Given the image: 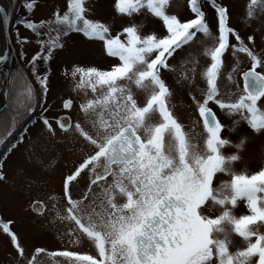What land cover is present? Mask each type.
<instances>
[{
    "label": "snow or ice",
    "instance_id": "obj_1",
    "mask_svg": "<svg viewBox=\"0 0 264 264\" xmlns=\"http://www.w3.org/2000/svg\"><path fill=\"white\" fill-rule=\"evenodd\" d=\"M207 2L214 9L215 31L201 0H188L194 15L186 20L168 12L170 0H115L116 12L127 18L146 9L162 22L163 35L143 33L144 25L136 23L122 25L113 34L108 23L89 17V0H68L67 11H57L47 21L16 20L36 34L40 45L29 61L39 91L30 84L18 93L26 99H17L11 112L0 116V144L47 102L50 77L37 64H50L71 34L102 42L105 54L116 61L109 70L76 66L72 71L81 84L87 79L94 93L100 86V95L79 105L82 119L60 115L50 120L44 115L47 108L39 115L52 137L59 131L70 143L82 141L83 158L62 178L61 192L48 196L50 206L34 200L31 208L40 216L53 213L54 220L67 223L70 244L87 243L94 251L36 248L29 258L13 221L0 219V230L26 264H36L39 254L48 255L54 264H264V166L252 174L246 167L237 171L248 137L233 142L224 135L226 130L237 132L246 121L264 136V49L256 50L252 35L245 39L231 26L226 5ZM23 6L33 10L37 0ZM258 6L264 12V0H250L247 18H256ZM0 15L6 23L11 19L2 6ZM44 27L47 32H41ZM16 39L21 45L27 42L18 27ZM207 40L212 43L202 54L209 63L200 69L192 49ZM180 53L185 55L176 83L188 86L195 116L192 131H186L175 114L174 92L165 75L176 73L173 61ZM241 54L249 61L246 70L240 66ZM6 59L0 55V62ZM226 68L230 70L225 73ZM22 75L17 72L13 81ZM198 75L203 88L197 84ZM225 76L235 91L221 92ZM62 108L71 110L72 99H65ZM218 112L239 119L228 126ZM27 132L25 127L0 157V181L7 178V155L24 143ZM240 202H245L247 214H235ZM236 238L245 246L237 247Z\"/></svg>",
    "mask_w": 264,
    "mask_h": 264
},
{
    "label": "rangeland",
    "instance_id": "obj_2",
    "mask_svg": "<svg viewBox=\"0 0 264 264\" xmlns=\"http://www.w3.org/2000/svg\"><path fill=\"white\" fill-rule=\"evenodd\" d=\"M9 2L10 27L12 24L10 32L13 31L15 38L13 44L16 56L11 58L13 66L10 73L7 70L0 73V104L2 108L6 105L4 93L10 84L8 77L14 72L21 71L26 77V85L22 91L26 90L30 84L35 86L37 92L39 91V86L29 71L31 68L29 61L33 55L40 51V45L37 42L36 34L23 25H16V20L28 18L34 22H40L54 19L55 12L59 11L62 14L67 11L68 0H37V6L33 10H28L23 6L25 2H30V0H9ZM114 2L115 0H89V17L108 23L113 34H116L122 25L129 23L144 25L141 29L143 33L153 31L161 35L165 33L166 29L163 28L162 22L158 18H153L146 9H142L139 14H134L131 18H127L116 12ZM218 2L229 8L231 26L245 39L252 35L256 50L264 49V12L260 11V7L258 6L256 9V18L249 19L246 13L250 0H218ZM201 4L211 22L213 31H215L214 9L210 7L207 0H201ZM168 12L176 14L181 20L192 18L194 15L190 11L188 0H170ZM17 27L21 38L27 37V42L23 45L17 42ZM47 30V27H44L41 32H47ZM52 35L55 36V33L53 32ZM211 43V40H207L204 41V44L196 45L192 49L199 57L200 69L209 63V58L204 56L202 52L203 47L211 45ZM21 49H23V56ZM187 51L188 49L185 50V52ZM184 55L185 53H180L173 61L177 68L176 73H166L165 75L174 92L171 104L175 113L182 116L185 114V110L189 108V123L192 126V118L195 119L194 108L185 107L186 102L189 105L191 103L187 95L188 86L185 83L181 87L176 83L180 73V61ZM240 60L242 62L241 68L246 70L249 66L248 59L241 54ZM115 62L114 58H109L105 54L102 42L89 41L82 34H71L66 47L56 53L50 64L44 62L37 64L38 70L42 73L47 70V75L50 77L47 102L43 104V108H47L48 111L44 115L50 120H54L60 115H71L73 119L78 117L82 119L79 105L87 99L100 95V86L97 85V91L94 93L87 79L81 84L79 74L73 77L72 71L76 66L109 70ZM227 62L229 65L234 62L230 55L227 57ZM228 70L230 69L226 68L225 73ZM197 84L201 88L204 87V82L199 78V75ZM223 84L224 86L220 87L221 92L235 91L234 87L227 83L226 76L220 80V85ZM69 98L73 101V108L64 110L62 108L63 102ZM33 101L34 103L37 102L36 99ZM43 108H37V116L40 115ZM218 116L228 126H231L233 120L239 119V116L229 118L219 112ZM27 129L24 143L9 153L6 158L3 171L7 178L0 181V214L2 218L5 221H13L12 227L17 232L29 258L36 248H44L48 252L64 249L93 252L94 249L87 243L82 246L70 244L71 238L65 235L68 228L66 222L54 220V214L51 212L40 216L31 209V202L34 200H41L50 206L52 202L48 200V196L61 192L62 178L83 158V153L80 151L82 141L70 143L69 138L59 131L56 137H52L45 130L43 124L39 122V117H36V120ZM195 132L201 133L199 137L203 138L200 127H197ZM224 135L230 137L233 142H236L242 135L248 137L247 147L243 152L244 161L236 165L237 171L246 167L247 173L252 174L264 166V136L254 133L246 121L240 124L237 132L229 133L226 130ZM228 151L231 152L232 149H228ZM62 203L63 201H61ZM235 214H247L245 202L239 203ZM236 246L241 248L245 246L242 239L236 238ZM0 264H26V261L19 257L10 243V238L2 230H0ZM36 264H54V261L46 254H39L36 258Z\"/></svg>",
    "mask_w": 264,
    "mask_h": 264
},
{
    "label": "trees",
    "instance_id": "obj_3",
    "mask_svg": "<svg viewBox=\"0 0 264 264\" xmlns=\"http://www.w3.org/2000/svg\"><path fill=\"white\" fill-rule=\"evenodd\" d=\"M14 1H16V0H14ZM12 21H13V19H12ZM10 28L12 29V24H11ZM12 32L13 31L11 30L12 39H13V42H15V38H14ZM16 73L17 72H14L12 75L10 87L8 90V93L10 94V95H8V107L4 108L0 112V116H4V115L9 114L12 110L13 102L16 101L17 99H20V100L26 99V96L18 95V93L22 92V88L25 87V85H26L25 84L26 77L23 74L22 76L17 77L15 81H13V77L16 75ZM20 73H22V72L20 71ZM23 77H25V78L23 79ZM32 102L34 103V101H32ZM34 118H35L34 114H32L30 119L28 117H25L22 121H20L14 136L9 138L5 143L0 144V157H2L3 154L7 152V149L10 146V144L15 142L16 137H18L20 135V133L23 132V129L25 127L26 128L29 127V125L34 121Z\"/></svg>",
    "mask_w": 264,
    "mask_h": 264
},
{
    "label": "bare ground",
    "instance_id": "obj_4",
    "mask_svg": "<svg viewBox=\"0 0 264 264\" xmlns=\"http://www.w3.org/2000/svg\"><path fill=\"white\" fill-rule=\"evenodd\" d=\"M0 6L4 7L6 12H9L10 9V2L9 0H0ZM2 18L3 16L0 15V55H6L7 59L5 61L0 62V73L4 70H7L8 73H10L13 63L11 62V52L8 48V45L6 44L3 36V30H2ZM10 56V58H9ZM8 102V101H7ZM2 108L0 104V109Z\"/></svg>",
    "mask_w": 264,
    "mask_h": 264
},
{
    "label": "water",
    "instance_id": "obj_5",
    "mask_svg": "<svg viewBox=\"0 0 264 264\" xmlns=\"http://www.w3.org/2000/svg\"><path fill=\"white\" fill-rule=\"evenodd\" d=\"M2 30H3V36L6 44L8 45V48L11 52V57L15 56L14 53V45L12 42L11 34H10V20L6 23L4 19L2 18ZM10 58V56H9ZM11 80V74L8 77V81ZM8 92V88L5 90V92ZM5 95V94H4ZM6 103H7V96L5 95Z\"/></svg>",
    "mask_w": 264,
    "mask_h": 264
},
{
    "label": "flooded vegetation",
    "instance_id": "obj_6",
    "mask_svg": "<svg viewBox=\"0 0 264 264\" xmlns=\"http://www.w3.org/2000/svg\"><path fill=\"white\" fill-rule=\"evenodd\" d=\"M224 84H226V83H224ZM224 84L223 85H220V87L221 86H224ZM185 103V102H184ZM189 106V103L188 102H186L185 103V107L187 108ZM37 113V112H36ZM176 114V113H175ZM177 115V114H176ZM35 116V115H34ZM37 116V115H36ZM178 117H179V119H180V121L185 125V127H186V131H192V126H191V124L189 123V118H190V113H189V108L187 109V110H185V114H183L182 116H180V115H177ZM37 117H39V116H37ZM219 117V116H218ZM194 120V118H192V121ZM198 139H200L201 141H202V139L203 138H200L199 136H198ZM32 209V208H31ZM0 219H3L2 218V216H1V214H0ZM4 220V219H3Z\"/></svg>",
    "mask_w": 264,
    "mask_h": 264
}]
</instances>
